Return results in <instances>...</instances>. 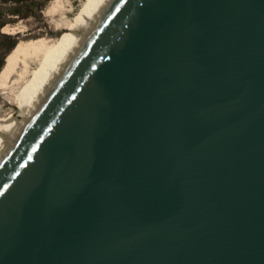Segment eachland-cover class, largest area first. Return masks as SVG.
<instances>
[{
  "label": "water",
  "instance_id": "water-1",
  "mask_svg": "<svg viewBox=\"0 0 264 264\" xmlns=\"http://www.w3.org/2000/svg\"><path fill=\"white\" fill-rule=\"evenodd\" d=\"M0 264H264V0H113L0 157Z\"/></svg>",
  "mask_w": 264,
  "mask_h": 264
},
{
  "label": "bare ground",
  "instance_id": "bare-ground-1",
  "mask_svg": "<svg viewBox=\"0 0 264 264\" xmlns=\"http://www.w3.org/2000/svg\"><path fill=\"white\" fill-rule=\"evenodd\" d=\"M79 5L75 6V2ZM113 0H51L50 32L20 40L7 54L1 86L14 111L0 113V157L62 74ZM55 18V19H54ZM5 31L18 30L5 26ZM16 109V110H15Z\"/></svg>",
  "mask_w": 264,
  "mask_h": 264
},
{
  "label": "rangeland",
  "instance_id": "rangeland-1",
  "mask_svg": "<svg viewBox=\"0 0 264 264\" xmlns=\"http://www.w3.org/2000/svg\"><path fill=\"white\" fill-rule=\"evenodd\" d=\"M51 0H0V82L7 54L20 40L46 35L53 28V21L45 11ZM79 1L75 2V6ZM55 19V18H54ZM18 32L5 31V26ZM61 31L52 33L59 35ZM0 83V113L14 111V105L7 102L6 93ZM16 110V109H15Z\"/></svg>",
  "mask_w": 264,
  "mask_h": 264
}]
</instances>
